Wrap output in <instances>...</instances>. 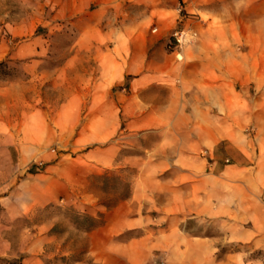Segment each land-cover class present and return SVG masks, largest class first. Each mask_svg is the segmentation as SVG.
<instances>
[{
    "label": "crops",
    "instance_id": "crops-1",
    "mask_svg": "<svg viewBox=\"0 0 264 264\" xmlns=\"http://www.w3.org/2000/svg\"><path fill=\"white\" fill-rule=\"evenodd\" d=\"M173 1L67 0L65 5L57 1L54 6L58 16L65 10L78 16L80 30L68 65L77 71L84 61L88 66L86 76L72 86L71 94L58 100L60 113L71 107L75 119L82 116V105H88L82 116L86 123L77 131L72 145L88 149L85 155L98 166L136 167L128 200L113 206L117 216L115 235L144 229L155 224L154 219L161 224L169 214L184 210L182 188H188L189 202L195 205L192 199L201 183L206 185L203 197L210 218L215 208L219 210L215 202L223 199L228 204L243 200L245 206H254L245 211L251 221L264 215V208L253 202H264V100L247 98L245 106L248 118L253 119L254 133L247 138L238 131L241 94L247 95L250 81L258 83L264 77V0H242V20L238 23L210 21L203 25L198 40L181 51L182 58L177 56L181 62L165 50L166 29L178 27L172 10L167 9ZM91 3L95 7L92 10ZM152 21L159 22L163 32L152 34ZM256 64L260 70L255 69ZM80 71L84 72L83 67ZM115 86L125 93L113 92ZM58 133L61 137L62 132ZM149 133L155 140L138 143L140 153L121 154L126 147L137 145H120L119 139ZM250 147L256 150L254 157ZM200 149L207 151L213 169L210 178L201 182L195 177V172L206 170L195 164ZM45 166L49 169L55 165ZM48 176L45 174L44 179ZM52 182L63 188L64 178L63 182L58 178ZM182 183L186 184L182 187ZM216 183L222 198L214 195ZM239 188L246 191L241 194ZM55 195V190H47L36 195L35 201L50 202ZM220 208L224 215L226 207L223 204ZM169 228L167 225L163 236L158 230L152 239L148 233L132 237L119 249L135 260L142 255L146 258L165 241L179 238L171 230L167 232Z\"/></svg>",
    "mask_w": 264,
    "mask_h": 264
},
{
    "label": "rangeland",
    "instance_id": "rangeland-1",
    "mask_svg": "<svg viewBox=\"0 0 264 264\" xmlns=\"http://www.w3.org/2000/svg\"><path fill=\"white\" fill-rule=\"evenodd\" d=\"M57 1L65 5L67 0H0V264H264V215L251 221L245 211L254 206H245L243 200L228 204L223 199L215 202L219 210L214 207L215 215L210 218L209 210H205L204 183L196 187L192 199L195 205L189 202L188 188H182L184 210L169 214L163 223L154 219L155 224L144 229L113 234L117 218L113 206L128 200L136 167L98 166L85 155L88 149L72 145L77 131L86 123L82 116L88 105H82L83 114L75 119L71 107L60 113L58 100L71 94L72 86L86 76L88 66L84 61L77 71L67 63L80 25L76 23L78 16L68 10L60 16L55 14ZM90 7L95 8L93 3ZM168 8L178 27L166 29L165 50L181 62V51L198 40L203 25L210 21L225 25L240 22L243 3L174 0ZM161 28L159 22L149 23L152 34L163 32ZM179 30L194 34L189 44L177 46L171 39ZM255 69H261L259 64ZM81 90L86 92V88ZM235 90H240L239 84ZM246 90L247 95L240 97L238 131L250 138L254 127L246 100H264V77L258 83L250 81ZM113 92L125 93L119 86L113 87ZM58 132H62L61 137ZM154 140L151 133L134 134L117 143L137 145L123 149L121 154L126 155L140 153L138 143ZM250 148L254 157L256 150ZM196 157L195 164L206 170L195 172V177L199 182L207 181L213 173L207 151L200 149ZM219 162L226 164L225 160ZM46 164L55 166L46 169ZM45 174L49 176L44 179ZM230 175L235 176L234 172ZM57 178L62 182L64 178L63 188L52 182ZM218 186L213 185L214 195L222 198ZM239 189L241 194L246 191ZM47 190H55L54 198L36 202L35 196ZM253 202L264 208V202ZM223 204L224 215L220 208ZM78 214H100L106 224L83 232L75 227L76 223L80 225ZM167 225V232L171 230L179 238L165 241L146 258L142 255L135 260L120 251L132 237L148 233L152 239L158 230L163 236ZM245 235L250 237L245 239ZM199 239L203 241L195 245Z\"/></svg>",
    "mask_w": 264,
    "mask_h": 264
},
{
    "label": "trees",
    "instance_id": "trees-1",
    "mask_svg": "<svg viewBox=\"0 0 264 264\" xmlns=\"http://www.w3.org/2000/svg\"><path fill=\"white\" fill-rule=\"evenodd\" d=\"M130 191V190H129ZM77 221L80 220V225L78 223L75 224V227L80 229L83 232H90L93 231L95 228L101 226L104 221L100 214L96 216H91L87 214L76 215Z\"/></svg>",
    "mask_w": 264,
    "mask_h": 264
},
{
    "label": "built area",
    "instance_id": "built-area-1",
    "mask_svg": "<svg viewBox=\"0 0 264 264\" xmlns=\"http://www.w3.org/2000/svg\"><path fill=\"white\" fill-rule=\"evenodd\" d=\"M193 36H194L193 33L188 35L184 30H179V31L173 32V34L171 35V39L175 41L177 46H182V45L189 44Z\"/></svg>",
    "mask_w": 264,
    "mask_h": 264
}]
</instances>
